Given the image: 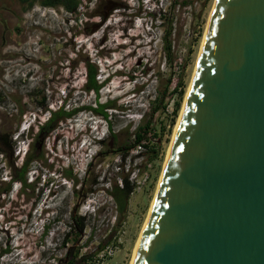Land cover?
<instances>
[{
    "label": "rangeland",
    "instance_id": "obj_1",
    "mask_svg": "<svg viewBox=\"0 0 264 264\" xmlns=\"http://www.w3.org/2000/svg\"><path fill=\"white\" fill-rule=\"evenodd\" d=\"M213 4L81 0L70 15L0 0V138L12 135V152L0 154V192L7 189L10 164L18 171L28 154L40 157L25 173L26 187L15 182L0 193V264H65L68 254L88 256L85 264H129ZM170 20L168 60L162 36ZM87 63L103 84L97 97L84 91ZM42 95L48 109L78 111L35 140L48 116L39 105ZM106 102L115 109L105 121L87 109ZM18 105L26 109L21 119ZM143 125L146 140L124 150ZM95 134L103 142L92 144ZM124 179L132 191L119 210L110 192L120 196Z\"/></svg>",
    "mask_w": 264,
    "mask_h": 264
},
{
    "label": "water",
    "instance_id": "obj_2",
    "mask_svg": "<svg viewBox=\"0 0 264 264\" xmlns=\"http://www.w3.org/2000/svg\"><path fill=\"white\" fill-rule=\"evenodd\" d=\"M132 264H264V0H215Z\"/></svg>",
    "mask_w": 264,
    "mask_h": 264
},
{
    "label": "trees",
    "instance_id": "obj_3",
    "mask_svg": "<svg viewBox=\"0 0 264 264\" xmlns=\"http://www.w3.org/2000/svg\"><path fill=\"white\" fill-rule=\"evenodd\" d=\"M19 3L26 5L27 7H30L34 3H38L40 6L45 8H60L63 11H65L67 14L75 15L81 5V0H18ZM171 32H172V22L170 20L169 24L167 25V28L164 31V34L162 36V50L164 53V56L169 60L172 56V41H171ZM86 72H85V83H84V91L86 92H92L95 94V96H98L99 90L102 87V83L98 82L96 80L97 76V69L94 65L87 63L86 64ZM173 91H176V88L173 89ZM183 96V93H179V100H181ZM40 107L43 109V111L47 112L48 116L46 120L40 124L38 128V132L33 135V138L35 140H40L42 137L47 135L51 130H53L57 123L63 120H66L70 118L75 112H77V109H71V110H65L63 106H59L56 110L48 109L45 102V97L42 95L40 97L39 101ZM79 109V108H78ZM88 110L96 113L99 115L102 119H107V110H114V106L111 105L110 102H106L105 104H95L94 108L89 107ZM179 109V102H177L176 107L174 109V116L177 114V111ZM17 114L19 119L24 115L26 112V109L22 108L18 105L17 107ZM80 111V109H79ZM19 125V122H18ZM148 130V125L138 126L134 133V141L132 146L124 148V150H129L132 147L139 146L146 140V135ZM8 135V134H7ZM11 137L12 135L9 134L8 136H3L0 138V154H6L12 152L11 150ZM103 142V141H102ZM101 142V143H102ZM6 147V148H5ZM7 151V152H6ZM38 155L34 154H28L23 162L21 163L20 167L18 168V171L14 168L12 164L9 165V180L6 183L7 189L0 193H6L11 187L13 183H18L20 187H26L27 183L25 180V173L27 172V169L30 165V163L35 162L39 160ZM69 179H71L69 177ZM73 180V179H71ZM124 186L119 190V195L117 196L116 191L110 192L112 196H114V199L117 202V205L119 207V210H122L125 201L128 199L129 194L132 191V187L128 184V182L124 179ZM76 239V235L74 236ZM98 251L102 249V246H98ZM7 250H3V253H5ZM68 258L65 261V264H85L86 259L88 256H82L79 259H75L76 257L72 256L70 258L69 254L67 255Z\"/></svg>",
    "mask_w": 264,
    "mask_h": 264
},
{
    "label": "bare ground",
    "instance_id": "obj_4",
    "mask_svg": "<svg viewBox=\"0 0 264 264\" xmlns=\"http://www.w3.org/2000/svg\"><path fill=\"white\" fill-rule=\"evenodd\" d=\"M214 4H215V0H214ZM214 4H213V7H214ZM213 7H212V9H211V12H210V15H209V18H208V21H207V24H206V28H207V25H208V22H209V19H210V16H211V13H212V10H213ZM206 31V30H205ZM204 34H205V32H204ZM204 37V36H203ZM202 41H203V39H202ZM202 44V43H201ZM200 49H201V47H200ZM200 51V50H199ZM198 57H199V53H198V56H197V59H196V64H195V67H194V71H195V68H196V65H197V62H198ZM194 71H193V73H194ZM193 76V75H192ZM192 79V78H191ZM191 82V81H190ZM188 88H189V86H188ZM187 92H188V89H187ZM187 92H186V95H185V98H184V101L183 102H185V100H186V96H187ZM183 105H184V103H183ZM182 108H183V106H182ZM182 110V109H181ZM180 114H181V112H180ZM179 118H180V115H179V117H178V120H179ZM178 120H177V122H178ZM176 125H177V123H176ZM176 127V126H175ZM175 127H174V130H175ZM173 133H174V131H173ZM173 133H172V135H173ZM169 148V147H168ZM168 151V150H167ZM167 154V153H166ZM163 169H164V165H163V168H162V171H161V173H160V177H159V180H158V184H159V181H160V179H161V176H162V173H163ZM158 184H157V187H158ZM157 187H156V191H157ZM155 195H156V192H155ZM155 195H154V198H155ZM154 198H153V201H154ZM153 201H152V204H153ZM152 204H151V206H150V209H149V212H148V214H147V217H146V221L144 222V225H143V227H142V231H143V229H144V226H145V224H146V222H147V219H148V217H149V214H150V210H151V207H152ZM142 231L140 232V235H139V237H138V240H137V242H136V244H135V246H134V250H133V253H132V257H131V261L129 262V264H132V262H133V259H134V254H135V250H136V247H137V244H138V241H139V239H140V236H141V234H142Z\"/></svg>",
    "mask_w": 264,
    "mask_h": 264
},
{
    "label": "clouds",
    "instance_id": "obj_5",
    "mask_svg": "<svg viewBox=\"0 0 264 264\" xmlns=\"http://www.w3.org/2000/svg\"><path fill=\"white\" fill-rule=\"evenodd\" d=\"M101 120H104V119H102L101 118ZM105 121V120H104ZM103 126H104V128H105V130H107L108 131V126L105 124V122H103ZM88 129H90V127H88ZM86 133H87V131H85L83 134L84 135H86ZM90 133H91V131H90ZM90 133L88 134V135H90ZM89 136H87L86 138H88ZM102 139H103V135H101V137L99 136V135H97V134H95V136H92L91 137V142H92V144H94L95 145V143L96 144H98V141H102ZM74 139L72 138V139H70V141H73ZM80 140V139H79ZM94 140V141H93ZM95 142V143H94ZM80 143H81V145L82 146H85L86 144L88 145V146H90L91 145V143L90 142H88L87 141V139H81L80 140ZM92 203V202H91ZM94 206H95V203H92ZM93 206V207H94ZM97 209H99V207L98 206H96V210ZM93 211H95L94 209H93Z\"/></svg>",
    "mask_w": 264,
    "mask_h": 264
}]
</instances>
